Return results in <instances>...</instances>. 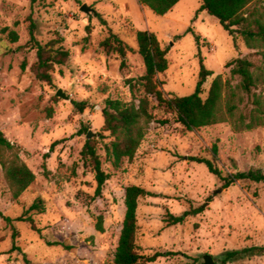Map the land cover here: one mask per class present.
I'll use <instances>...</instances> for the list:
<instances>
[{"label": "rangeland", "instance_id": "obj_1", "mask_svg": "<svg viewBox=\"0 0 264 264\" xmlns=\"http://www.w3.org/2000/svg\"><path fill=\"white\" fill-rule=\"evenodd\" d=\"M84 5L90 13L82 11ZM200 7L201 0H182L161 16L138 0H0V130L21 148L22 160L36 175L35 183L14 201L0 166V212L12 220L0 217V264H113L126 212L125 190L131 185L155 195L139 202L137 243L143 255L165 256L146 264H205L207 255L216 264H264V256L223 262L228 252L264 246V184L241 181L224 189L222 180L191 160H212L217 145L215 164L224 176L264 173V126L247 129L256 100L264 103V82L248 95L227 67L247 58L259 76L264 49H248L241 37L236 48L217 19L199 12ZM32 24L42 45L61 38L70 53L68 63L52 74L53 84L39 81L32 71L37 62L29 44ZM110 31L132 48L125 67L121 57L100 46ZM138 31H150L163 48L170 47L169 69L158 76L165 95H192L202 59L214 73L203 87V98L220 75L229 83L225 95L233 96L237 110L227 123L188 131L160 109L135 158L115 166L106 152L112 138L103 132L102 110L107 99L131 102L127 80L145 74ZM12 33L18 36L16 43ZM74 102L90 107L78 112ZM165 120L169 122L161 124ZM87 140H94L110 177L99 197L95 174L82 158ZM39 200L44 213L28 217L40 234L31 224L16 221ZM202 205L206 210L199 216L167 224L170 214L178 217ZM101 215L104 233L95 228Z\"/></svg>", "mask_w": 264, "mask_h": 264}, {"label": "trees", "instance_id": "obj_2", "mask_svg": "<svg viewBox=\"0 0 264 264\" xmlns=\"http://www.w3.org/2000/svg\"><path fill=\"white\" fill-rule=\"evenodd\" d=\"M182 0H138V2L150 8L158 15L164 16L169 13ZM199 12H206L221 24L224 30L233 38L237 48L238 37L243 38L250 50L264 49V1L260 0H201ZM101 23L107 25L106 21L98 15ZM189 33L192 32L190 29ZM138 54L143 58L145 74L138 79H128L132 101L107 99L102 110L104 119L103 132L109 133L112 141L106 147L107 156L113 160L115 166H119L122 160L132 161L144 140L150 125L156 120L155 113L160 109H166L175 117V122L188 131L199 130L218 124L227 123L234 118L237 106L232 97H226L225 92L229 86L222 76H216L210 86L206 98L204 85L208 79L214 76L209 71L202 59L200 60L199 80L195 92L186 97H168L162 91L164 85L158 80L160 74L169 69L168 54L170 47L163 48L158 37L150 31H138L136 34ZM198 48L200 37L194 36ZM13 42L18 41V36L12 33ZM63 39L57 38L46 45H42L36 38V25L32 24L30 29V41L32 49L36 51L37 62L32 66L36 78L44 83L53 84L52 74L56 67L66 65L70 59V53L63 45ZM108 55H117L122 58V67H125V59L132 48L126 44L117 34L110 31L109 36L100 44ZM263 57H264V53ZM200 55V51H199ZM231 68V75L241 79L240 88L248 95L258 84L264 82V72L257 76L255 64L247 58H238L227 65ZM25 68V65L23 66ZM78 112H84L90 105L87 102H74ZM256 108L251 115V123L247 129L252 130L264 126V103L261 99L256 100ZM169 121H161L167 124ZM86 131V130H85ZM81 131V132H85ZM82 134V133H81ZM55 144H53L52 149ZM21 148L10 142L0 130V166L3 170L4 179L14 201L20 197L36 181V175L29 169L21 158ZM214 158H192L191 160L207 167L208 171L224 182V189H228L241 181H250L264 184V173L261 170H250L248 172L237 171L234 174L224 176L216 167L215 161L218 156V146L213 147ZM49 157L45 155V160ZM82 158L88 162L95 174L97 189L95 197L102 194V190L109 175L103 170L102 162L98 155L94 140H87L82 151ZM145 197H155L146 189L131 185L125 190V217L116 248L113 264H146L165 256L156 253L153 256L143 255L137 243L138 234V207L139 202ZM206 205L198 208H190L181 216L169 215L167 224L176 226L183 224L189 217H197L204 213ZM32 212L44 213L42 201L35 202L16 221L29 223L32 229L39 234L41 231L35 226L34 220L28 217ZM0 217L3 214L0 212ZM11 223L10 218H5ZM96 231L104 233V217L97 218ZM57 246L66 247L60 243ZM16 250V247L13 248ZM264 256V246L245 248L240 251H231L223 256V262H232L243 258Z\"/></svg>", "mask_w": 264, "mask_h": 264}, {"label": "water", "instance_id": "obj_3", "mask_svg": "<svg viewBox=\"0 0 264 264\" xmlns=\"http://www.w3.org/2000/svg\"><path fill=\"white\" fill-rule=\"evenodd\" d=\"M82 11H84L85 13H90L91 12V10L86 5H84L82 7ZM58 95L62 96L63 98H66L65 95L61 94V92H59ZM92 137H93L92 133H89L88 136H87V139H91ZM204 263L205 264H216L214 259L211 256H208V255L204 257Z\"/></svg>", "mask_w": 264, "mask_h": 264}]
</instances>
